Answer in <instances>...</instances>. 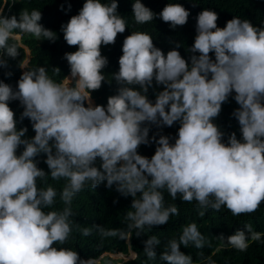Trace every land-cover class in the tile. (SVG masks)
I'll return each instance as SVG.
<instances>
[{
  "label": "clouds",
  "instance_id": "1",
  "mask_svg": "<svg viewBox=\"0 0 264 264\" xmlns=\"http://www.w3.org/2000/svg\"><path fill=\"white\" fill-rule=\"evenodd\" d=\"M131 14L135 25L159 18L176 29L188 22L190 10L169 0L157 13L134 0ZM41 16L37 9L6 15L0 7V67L20 56L17 32L38 42L57 39ZM217 20L208 8L197 14L187 59L179 42L165 54L151 34L132 30L123 40L118 70L109 74L101 46L114 44L131 27L118 0H85L61 25L67 45L76 46L64 54L66 76L56 79L59 68L50 76L44 66L20 60L26 70L15 87L0 80V264H96L64 245L73 233L74 197L102 183L132 197L123 229L97 226L102 236L124 241L179 215L165 192L173 201L195 202L201 216L203 210L224 208L238 217L264 202V24L234 16L219 27ZM105 81H115V93L106 105H94L92 92ZM154 86L162 90L154 91L153 101L148 94ZM229 97L238 105L231 115L240 135L234 131L225 140L215 120ZM10 101L23 107L20 120H30L33 136H26L27 127H17ZM175 123V137L149 136L152 126ZM152 143L150 158L139 153L142 144ZM42 154L47 171L38 166ZM50 181L63 182L59 191ZM58 202L62 208H54ZM219 238L246 251L249 240L258 241L261 234L245 224ZM143 243L144 264H193L181 246L200 249L206 241L197 224L189 223L160 252L157 236Z\"/></svg>",
  "mask_w": 264,
  "mask_h": 264
},
{
  "label": "trees",
  "instance_id": "2",
  "mask_svg": "<svg viewBox=\"0 0 264 264\" xmlns=\"http://www.w3.org/2000/svg\"><path fill=\"white\" fill-rule=\"evenodd\" d=\"M85 0H0V7H3L4 14H19L21 10L37 9L42 13L40 23L44 27L51 29L57 33L55 41L41 40L36 41L34 38L21 34L20 56L13 59L8 58L7 67H0V80L11 84L15 87L21 74L26 69L20 68L19 61L26 59V46L29 49L30 59L29 67L44 66L50 76H54V68H59L61 73L54 76L60 79L69 73V66L64 59L66 52L76 50V46H69L63 39L61 25L66 23L71 16L78 14ZM134 0H118V11L124 15L131 28H126L125 32L118 34L116 42L107 46H101L102 55L108 58V65L104 69L106 73H112L118 70L119 57L122 55V43L124 38L131 34V31H145L152 35L153 41L157 47L161 48L165 54L168 50L176 46L177 42L181 44L179 51L186 59L189 53L186 48L191 46L195 37V24L197 14L205 8L211 9L218 14L217 25L224 27L226 22L234 16L241 19H248L254 25L264 24V0H179L185 8L190 10L188 22L176 29H171L169 25L159 18L145 25H135L132 20V3ZM142 2L151 8L154 12L159 13L169 0H142ZM71 5L68 10V5ZM196 6H193V5ZM63 5V9L61 8ZM115 81L109 84L107 81L102 83L100 89L92 92V99L95 105H106L107 98L115 93ZM162 90V86H154L149 90V98L155 100L154 91ZM92 100V101H93ZM93 102V103H94ZM10 107L13 109L18 120L17 127H27L26 136L31 137L35 133L31 127L28 118L20 120V114L23 107L19 101H10ZM238 107L236 102L229 97V100L222 105L221 112L216 118L217 123L225 132V140L227 136L236 132L239 137V125L232 117L231 113ZM179 124L175 123L171 127H163L158 129L155 126L150 128L149 136L154 133L169 135L175 137ZM156 145H141L138 148L140 154L151 157L155 152ZM40 161L39 167L46 171L47 165L43 162V154L37 157ZM54 187L61 188L63 182L50 181ZM165 200L168 203H175L179 215L172 216L168 223L156 226L152 229H146L145 233L137 236L135 233L127 240H121L118 236L104 237L97 230V226L105 229L120 230L123 229L124 214L130 208L132 197H124L118 193L115 188H107L104 183L96 188H85L77 194L72 203L73 215L70 218L73 223V233L68 242L64 246H68L77 250L83 259L92 258L100 260L96 264H118L120 260H114L109 255L104 254H129L130 250L134 251L136 256L123 261L122 264H144V241L152 235L157 236L161 240V247H157V251H162V246L168 239L178 238L183 227L189 223H196L198 229L205 237V246L197 249L195 247L181 246V251L190 255L193 264H264V202L252 213L242 214L234 217L230 211L222 208L220 211L203 210L205 214L199 215L200 208L193 203L181 202L179 199L173 201L165 192ZM61 203L54 205V208H62ZM245 224L251 225L253 232L261 234L258 241L249 240V247L246 251H238L222 241L219 236L223 234L225 237L232 234L236 229L243 228ZM89 229V235H82V229ZM104 255L102 258L101 256Z\"/></svg>",
  "mask_w": 264,
  "mask_h": 264
},
{
  "label": "rangeland",
  "instance_id": "3",
  "mask_svg": "<svg viewBox=\"0 0 264 264\" xmlns=\"http://www.w3.org/2000/svg\"><path fill=\"white\" fill-rule=\"evenodd\" d=\"M17 36H18V38H20V35H17ZM24 48L26 49V59L24 60L23 63L28 64V61L30 59L29 49L26 46H24ZM104 255H109L114 260H120L121 259L122 261L121 262L119 261L118 264H122L123 261L129 260V259L135 257L136 254L134 251L130 250L129 254H104ZM104 255H102L101 258ZM95 262L100 263V260H95Z\"/></svg>",
  "mask_w": 264,
  "mask_h": 264
}]
</instances>
